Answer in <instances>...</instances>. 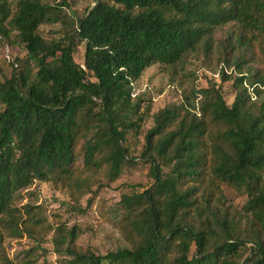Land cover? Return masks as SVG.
<instances>
[{
    "label": "trees",
    "instance_id": "16d2710c",
    "mask_svg": "<svg viewBox=\"0 0 264 264\" xmlns=\"http://www.w3.org/2000/svg\"><path fill=\"white\" fill-rule=\"evenodd\" d=\"M59 13L42 0H20L14 10L0 0V41L25 50L4 57L11 71L0 82V264H35L33 250L11 259L5 237L39 241L53 228L34 207H14L17 193L52 181L82 194L80 158L81 173L106 168L107 184L117 180L135 160L127 136H137L145 118L135 82L153 64L175 67L207 50L229 23L236 32L222 44L223 62L235 75L220 74L232 80L234 99L228 105L211 85L190 91L196 102L186 96V105L153 115L139 154L152 182L119 200L130 247L95 254L77 245L78 227L60 223L54 251L66 264H264V100L256 101L264 90V0H93L61 38L46 40L39 26L63 21ZM220 185L245 193L248 240L211 208ZM244 245L250 253L239 262Z\"/></svg>",
    "mask_w": 264,
    "mask_h": 264
},
{
    "label": "rangeland",
    "instance_id": "374dc122",
    "mask_svg": "<svg viewBox=\"0 0 264 264\" xmlns=\"http://www.w3.org/2000/svg\"><path fill=\"white\" fill-rule=\"evenodd\" d=\"M20 0H6L12 10ZM50 5H57L59 16L63 21L43 23L39 26L40 35L46 40L59 39L63 36L68 24L76 18L82 17L86 10L93 5V0H42ZM111 3V0H106ZM236 32V25L229 23L218 28L210 39L207 50L200 47L197 51L188 54L175 67L164 66L159 63L146 68L135 82V95L144 100L142 110L145 112L140 133L137 136L131 133L127 136L130 154L135 158L134 163L126 166L122 175L115 181L107 184L106 168L98 172L81 173V158L76 161L77 175L88 183V190L84 188L82 194H74L72 189L56 186L52 181H35L27 188L21 189L13 203L14 207L32 206L38 215L45 219V224L53 227L49 232L39 236V241L24 236L23 238L5 237L7 255L14 261H19L27 251L33 250L35 264L46 261L50 264H66L63 257L54 251V228L63 224L66 228H79L77 245L83 249H91L95 254L105 255L118 248L130 247L125 235L119 227L121 211L119 200L121 193L132 188L139 189L152 182L149 173V163L139 158L144 145V135L153 125V115L164 107L187 104L186 96L192 102V89H206L215 85L221 89L224 99L230 105L234 99L232 80H223L220 70L235 75L234 68L223 62L222 44L231 42ZM84 46L81 44L75 54V60L82 63ZM243 53V52H242ZM8 54L10 59L22 57L25 50L21 45L10 46L0 41V82L10 75L11 65L5 60ZM228 56V54H227ZM250 54L247 55V58ZM259 66L258 61L249 62ZM22 67V65H21ZM255 99V98H254ZM256 100V99H255ZM264 100L263 94L256 101ZM168 171V168H164ZM93 196L92 203L86 208L87 198ZM246 195L242 190H235L227 185H220L215 189L212 198V209L218 214H227L232 224L239 227L240 236L248 240L252 234L249 214L243 209ZM247 245L240 249L239 262H243L249 255ZM108 264V263H104ZM250 264V263H249Z\"/></svg>",
    "mask_w": 264,
    "mask_h": 264
},
{
    "label": "built area",
    "instance_id": "2783aa9c",
    "mask_svg": "<svg viewBox=\"0 0 264 264\" xmlns=\"http://www.w3.org/2000/svg\"><path fill=\"white\" fill-rule=\"evenodd\" d=\"M6 58L8 61H11L10 56L8 54H6ZM15 66H17V63H15Z\"/></svg>",
    "mask_w": 264,
    "mask_h": 264
}]
</instances>
